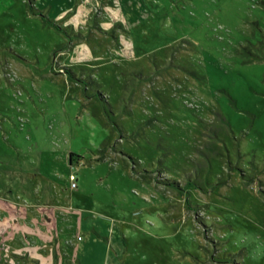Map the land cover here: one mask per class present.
I'll return each mask as SVG.
<instances>
[{"label":"rangeland","instance_id":"rangeland-1","mask_svg":"<svg viewBox=\"0 0 264 264\" xmlns=\"http://www.w3.org/2000/svg\"><path fill=\"white\" fill-rule=\"evenodd\" d=\"M0 264H264V0H0Z\"/></svg>","mask_w":264,"mask_h":264},{"label":"crops","instance_id":"crops-1","mask_svg":"<svg viewBox=\"0 0 264 264\" xmlns=\"http://www.w3.org/2000/svg\"><path fill=\"white\" fill-rule=\"evenodd\" d=\"M17 173H22V177H24V178H22L21 180H16V181H15V183L17 184V186H18L19 188H22V189L24 190V192H25L27 195H29L31 198L35 199V197H36L37 194H38V191L35 190L36 195H34L35 192L33 191V189H31V185L29 184L28 179L25 178V175L23 176V174H24L25 172H19V171H17L16 169H15V170L13 169V171H10V172H9V176L14 177V178H16V179H19L20 177L17 176ZM43 196H45L46 198H48V197L50 196L49 191L45 189V191H44V193H43Z\"/></svg>","mask_w":264,"mask_h":264},{"label":"built area","instance_id":"built-area-1","mask_svg":"<svg viewBox=\"0 0 264 264\" xmlns=\"http://www.w3.org/2000/svg\"><path fill=\"white\" fill-rule=\"evenodd\" d=\"M71 181H72V186L76 187L77 186V176L74 173L71 175Z\"/></svg>","mask_w":264,"mask_h":264},{"label":"trees","instance_id":"trees-1","mask_svg":"<svg viewBox=\"0 0 264 264\" xmlns=\"http://www.w3.org/2000/svg\"><path fill=\"white\" fill-rule=\"evenodd\" d=\"M73 155H74V153H71V154H70V156H71V159H73Z\"/></svg>","mask_w":264,"mask_h":264}]
</instances>
